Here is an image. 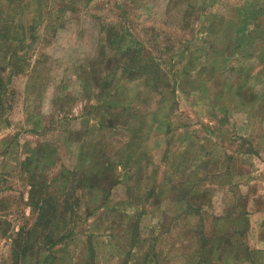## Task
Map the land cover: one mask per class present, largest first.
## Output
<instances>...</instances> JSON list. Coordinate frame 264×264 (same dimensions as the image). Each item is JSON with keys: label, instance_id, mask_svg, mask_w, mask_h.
<instances>
[{"label": "rangeland", "instance_id": "1", "mask_svg": "<svg viewBox=\"0 0 264 264\" xmlns=\"http://www.w3.org/2000/svg\"><path fill=\"white\" fill-rule=\"evenodd\" d=\"M0 264H264V0H0Z\"/></svg>", "mask_w": 264, "mask_h": 264}, {"label": "trees", "instance_id": "2", "mask_svg": "<svg viewBox=\"0 0 264 264\" xmlns=\"http://www.w3.org/2000/svg\"><path fill=\"white\" fill-rule=\"evenodd\" d=\"M6 24H8V23L6 22Z\"/></svg>", "mask_w": 264, "mask_h": 264}]
</instances>
